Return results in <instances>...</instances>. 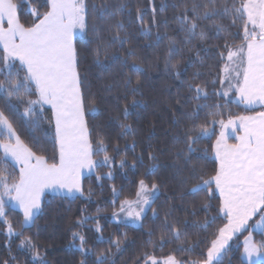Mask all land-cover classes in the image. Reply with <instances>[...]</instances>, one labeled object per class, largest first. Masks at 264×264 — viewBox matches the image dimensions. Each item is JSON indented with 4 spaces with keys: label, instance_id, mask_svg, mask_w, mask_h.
<instances>
[{
    "label": "snow or ice",
    "instance_id": "6c2138e0",
    "mask_svg": "<svg viewBox=\"0 0 264 264\" xmlns=\"http://www.w3.org/2000/svg\"><path fill=\"white\" fill-rule=\"evenodd\" d=\"M23 2L29 3L30 0ZM43 6H46L47 11L41 12L39 7L29 9L33 22L26 26L20 22L18 5L13 0H0V46L3 53L0 55V100L11 115L19 112L20 105H25L22 116L32 123L36 122L34 117L40 114L38 109L49 106L53 114L51 123L54 124V131L48 139L53 148L58 150L59 156L58 163L55 159L50 163L44 155H37L21 140L5 111H0V136L6 137V141L0 142L4 153L0 163H8L10 159L19 166L18 178H14V173L4 174L6 169H0V218H3L10 235L23 236V233H14L13 225L7 219L6 207L11 205L18 208L23 215L22 226L31 227L42 211L41 197L45 190L62 195V198L63 195L75 198L76 193L82 196V170L92 172L97 168L111 167L114 163V157L109 155L102 134L96 135V146L93 147V133L84 118L85 98L81 91L78 53L73 36L77 30L85 34L88 31L98 32L108 18H114L126 5L117 3L110 6L105 2L98 7L92 3L89 11L87 0H43ZM174 7H178L181 12L177 20L185 33L186 45H192L196 40L209 39L208 32L200 28V21H210L216 29L214 34L217 37L227 31L222 24L217 23V19L230 18L232 26L236 25L237 20L242 22L243 35L238 36L241 43H225V52L219 53V58L224 61L223 77L219 83L226 87L214 95L223 99L229 97L234 90L239 103L247 107L264 105V0H182L179 6ZM90 18L93 19L91 26ZM114 28L116 34L112 37V44L119 41L123 47L127 42L125 37L120 36L124 25L116 21ZM111 30L110 27L109 31ZM142 34L151 38L150 30H144ZM110 46L102 45L94 49L97 64L101 63L100 56L104 49ZM189 50L191 51V48ZM179 51L176 41L170 40L166 66L177 68L180 61L173 62V58ZM127 56L135 57V52L129 49ZM196 56L200 58L199 52ZM16 62L19 63L18 67ZM122 64L129 70L125 74L124 87L129 94L135 95L139 89L134 87L133 75L141 73L143 69L135 60L129 64L125 59ZM176 76L179 78L180 72H176ZM216 82L213 81L214 84ZM139 83L140 77L136 75L135 84ZM188 88L194 92L191 99H208L207 92L201 86L189 83ZM33 96L36 98L32 99ZM233 102L236 101L224 100V103L211 106L199 104L198 109L188 115L191 124L186 126L183 132V143L187 152L194 153L196 150L193 145L199 140L216 135L215 125H219V133L213 145L219 165L215 175L204 179L197 175L196 166L191 165L189 177L183 183L199 181L192 183L189 189L188 195L193 197L200 192H206L210 200L218 192L220 212L227 223L218 229V234L208 242L206 250L201 251L199 259L178 261L175 256L170 255L163 260V264H224L225 257L231 250L229 241L243 232L248 235L243 241L242 264H245V261L246 264H264V111L255 116H233L229 113L225 117L224 109ZM132 105L136 107L139 102L133 100ZM203 108L212 110L206 114L204 122L198 123L199 109ZM90 111L94 115L97 114L95 108ZM129 115L128 108L125 107V119ZM120 126L126 130V134L132 132L131 125L124 123ZM230 136H235L238 142L229 144ZM174 139L179 141L180 137ZM134 148L133 145V150ZM115 151L118 153L119 149ZM101 153L102 159L94 158ZM177 155L185 158L186 165L190 164L191 156L185 157L183 148ZM148 158L156 159L151 153ZM136 160L143 163V157H136ZM125 164L126 159L122 157L120 167ZM132 167L135 168L136 164L133 163ZM156 170L153 165L147 170V174L152 175ZM112 175L111 171L107 173L110 179ZM112 192V202L115 204L120 192L115 186ZM135 196L134 200H123L119 211L113 212V217L118 223L143 227V221L147 219L146 214L149 211L152 212L153 220L159 218L158 212L152 207L159 198V187L156 183L149 186L141 179ZM210 206L205 203L204 210L207 211ZM210 223L211 221H207L201 227L207 229ZM96 231H102L99 221ZM253 232L261 236L259 241L254 239ZM148 235L151 237L154 233L150 231ZM181 235V231L169 222L166 214L162 222L161 245L170 242L166 237L171 236L179 241ZM73 237L80 240V250L82 254H86L85 237L79 233H73ZM112 243L120 250V238ZM148 243L151 244L152 241L149 240ZM25 245L32 250V259L37 264H47L46 259L36 250L37 246L31 237L21 240V247ZM192 250L180 249L189 252ZM144 257L143 264H158L154 255L145 253ZM108 260L107 255L99 253L94 264H108ZM5 264L8 262L5 261ZM80 264H85V261L82 260Z\"/></svg>",
    "mask_w": 264,
    "mask_h": 264
},
{
    "label": "trees",
    "instance_id": "16d2710c",
    "mask_svg": "<svg viewBox=\"0 0 264 264\" xmlns=\"http://www.w3.org/2000/svg\"><path fill=\"white\" fill-rule=\"evenodd\" d=\"M13 2L18 5L20 22L26 26L33 22L30 8L39 7L41 12L47 11L46 6H43V0H30L29 3L23 0ZM87 2L89 11L92 3L98 7L105 2L110 6L117 3L126 5L114 18H108L98 32L88 31L86 34L74 35L73 39L78 53L81 91L85 98L84 118L93 133V147L96 146V135L102 134L109 155L114 157V163L111 167L97 168L83 176L82 196L76 193L75 198L67 195H63L62 198V195L46 192L41 201L42 211L31 227L22 226L23 215L19 209L11 205L6 207L7 219L13 225L14 233L22 232L23 236L10 235L3 218H0V264H5V261L8 264H37L32 259V250L27 245L21 247V240L24 237H31L37 246L36 250L46 259L47 264H80L82 260L85 264H94L99 253L109 257L108 264H143L145 253L154 256L171 255L181 261L199 259L201 251L206 250L208 242L218 234V229L226 222V218L220 212L218 192L210 200L206 192H200L193 197L188 195L189 189L192 183L199 181L190 183L183 181L189 177L191 165L196 166L197 175L204 179L215 175L219 165L213 154V145L219 133V125H215L216 135L199 140L193 145L196 150L194 153L187 152L183 143V132L185 127L191 124L188 115L196 111L199 104L211 106L224 103V100L236 101L229 103L224 109L225 117L229 113L241 116L262 110V106L247 107L237 100L222 99L214 95L215 92H219V80L224 64L219 58V53L225 52V43L236 45L241 41L238 36L243 35L242 22L237 20L236 25L232 26L230 18L217 19V23L227 29L217 37L214 34L216 29L210 21H200V28L208 32L209 39L196 40L192 45H186L185 33L177 20L181 12L178 7H174L179 6L182 0H87ZM116 21L124 25L120 36L125 37L127 42L123 47L119 41L112 44V37L116 34L114 28ZM92 22L93 19L90 18L89 26ZM144 30L151 31L150 39L142 34ZM170 40H175L176 46L180 49L178 55L173 58V62L180 61L176 69L166 66ZM102 45L111 46L104 49L100 56L101 63L97 64L94 49ZM129 49L135 52V57L127 56ZM197 52L199 59L196 56ZM2 54L0 47V55ZM125 59L129 64L135 60L143 69L141 73L133 75L134 87L139 89L135 95L129 94L124 87L125 74L129 71L122 64ZM16 64L18 67L19 63ZM176 72H180L179 78ZM136 75L140 77L138 85L135 84ZM213 81L217 82L214 84ZM189 83L201 86L207 92L208 99H191L194 92L189 91ZM133 100L138 101L139 105L133 107ZM24 107L25 105H20L19 112L11 115L4 108V102L0 100V111H5L9 116L24 144L37 155H44L50 163L53 159L57 162L58 150L53 148L48 139L54 131L50 107L38 109L40 114L34 117L35 123L22 116ZM125 107L130 113L127 119L124 117ZM92 108L96 109L97 114L94 115L90 111ZM210 110L212 109H199L197 122H204ZM177 120L179 123H176ZM124 123L131 125L132 132L126 134V130L120 126ZM177 136L180 137L179 141L174 139ZM231 140L234 141V138ZM0 141H6V137L0 136ZM117 148L118 153L115 151ZM182 148L185 157L191 156L189 165L185 164L184 157L177 155ZM150 153L156 157L155 160L148 158ZM3 156L0 148V158ZM102 157L103 153L94 158ZM122 157L126 159L124 167H120ZM136 157H143V163L137 161ZM133 163L136 164L135 168L132 167ZM153 165L157 170L148 175L147 170ZM0 169H6L4 174L14 173V178L19 176V168L10 159L8 163H0ZM109 171L113 174L111 179L107 176ZM11 179L10 177V182ZM141 179L149 185L156 183L159 187V198L152 205L159 218L153 220L152 212L149 211L146 214L147 219L143 221V227L130 223L126 226L114 221L111 213L119 208L122 200L135 196ZM113 186L120 192L115 204L112 202ZM205 203L211 205L207 211L203 207ZM166 214L169 222L174 224L182 235L179 241L168 236L166 240L170 242L161 245L162 222ZM97 221L101 232L96 231ZM207 221H211L207 229L201 227ZM150 231L154 233L151 237L148 235ZM73 233L85 237L86 254H82L81 242L73 237ZM117 238L122 241L120 250L112 243ZM239 238L240 235H237L234 239ZM254 239L259 241L261 236L254 232ZM149 240L152 241L151 244L148 243ZM185 240L186 243L181 242ZM181 248L193 250L180 251ZM230 249L224 264L229 262L242 264L240 242L236 246L232 243Z\"/></svg>",
    "mask_w": 264,
    "mask_h": 264
},
{
    "label": "rangeland",
    "instance_id": "374dc122",
    "mask_svg": "<svg viewBox=\"0 0 264 264\" xmlns=\"http://www.w3.org/2000/svg\"><path fill=\"white\" fill-rule=\"evenodd\" d=\"M80 34H82L81 32H79L78 30L75 32V34L74 35H80ZM73 39H74V36H73ZM241 43V41L240 42H238L236 45H239ZM0 47H2V46H0ZM223 66H224V64H223ZM223 66H222V68H223ZM240 70H242V68L240 69ZM222 77H223V72H221V79H222ZM233 83H235V80H233L232 81ZM223 87H226V85H221L220 84V88H219V91H221L222 90V88ZM235 91L233 90V92H231L230 94H229V97H227V99H234V100H237V99H235ZM237 101H239V100H237ZM243 104V103H242ZM0 142H3V141H0ZM14 142V141H13ZM214 144H215V141H214ZM1 150L3 151V149L1 148ZM213 154H214V151H213ZM214 156H215V154H214ZM59 161V160H58ZM58 161H57V163H58ZM13 162V161H12ZM14 163V162H13ZM18 168H19V166H17ZM89 173H91V172H88V173H85V174H83L82 176H81V183H82V178H83V176L84 175H86V174H89ZM147 183V182H146ZM148 184V183H147ZM149 185V184H148ZM149 186H151V185H149ZM138 187H139V183H138V186H137V190H138ZM137 190H136V192H137ZM46 192H44V194H45ZM50 193H55V192H50ZM44 194H43V196L41 197V201H42V199H43V197H44ZM136 194V193H135ZM219 194V193H218ZM136 198V196H134V197H131V198H126V199H129V200H134ZM125 200V199H124ZM123 201V200H122ZM121 201V202H122ZM120 202V203H121ZM16 209H18V208H16ZM114 211H119V208H117L116 210H114ZM113 211V212H114ZM113 212L111 213V218L114 220V221H117L114 217H113ZM227 223V220H226V222L221 226V227H223L225 224ZM251 223V222H250ZM131 224V223H130ZM220 227V228H221ZM237 235H240V238L239 239H234L236 236H234L233 237V239L231 240V241H229V245H231L232 243L234 244V246H236L239 242H240V244H241V249H240V254H242L243 253V241H244V237L245 236H247L248 235V233L247 232H243V233H240V234H237ZM253 237H254V232H253ZM168 256H170V255H162V256H155L156 258H157V260H158V264H163V260L166 258V257H168ZM178 261H181V260H179V259H177Z\"/></svg>",
    "mask_w": 264,
    "mask_h": 264
},
{
    "label": "crops",
    "instance_id": "0c3cea01",
    "mask_svg": "<svg viewBox=\"0 0 264 264\" xmlns=\"http://www.w3.org/2000/svg\"><path fill=\"white\" fill-rule=\"evenodd\" d=\"M234 97H235V99L238 100V97L236 96V94H235ZM253 106H262L263 108H262V110H260L259 112L264 111V105L256 104V105H253ZM259 112L250 113V114H245V115H241V116H255V115H257ZM238 134H243V133H242V132H238ZM231 138H234V141H232ZM215 140H216V138H215ZM228 142H229V144H235V143H237L238 141L235 139V136H230ZM213 151H214V150H213ZM88 172H89V171L86 170V169H85V170H82V175L85 174V173H88ZM45 192H53V191H51V190H45Z\"/></svg>",
    "mask_w": 264,
    "mask_h": 264
}]
</instances>
